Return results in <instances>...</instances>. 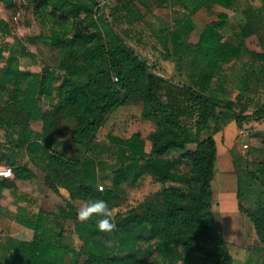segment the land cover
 Listing matches in <instances>:
<instances>
[{
	"label": "trees",
	"instance_id": "trees-1",
	"mask_svg": "<svg viewBox=\"0 0 264 264\" xmlns=\"http://www.w3.org/2000/svg\"><path fill=\"white\" fill-rule=\"evenodd\" d=\"M11 1L4 0L6 3ZM261 1L263 4L258 9L259 14L264 13V0ZM209 2L232 10L237 0L183 1L190 7L192 3L197 6ZM47 6L65 19L71 18L76 25H83L85 31L75 30L64 39L56 29H52L53 36L41 34L30 39L32 42L43 40L68 51V56L61 65L64 71L62 74L48 66L41 72L22 70L20 63L14 59L15 56L6 59V66L0 69L3 74V79L0 74V90L5 88V83L15 88L8 107H18L20 116L6 118L0 115V138L2 130L13 129L17 132L14 146L25 148L30 161L36 165H39L40 159L46 160L47 185L57 193L62 186L69 193L66 201L70 211L66 207L62 208L60 218H76L72 203L75 199H100L109 206L110 198L122 184L136 181L148 171L165 182L173 175L155 165L156 159L173 151H182V156L191 161V180L196 185L188 190L175 185L164 186L161 204L145 201L141 211L133 210L118 221L112 219L116 229L111 233L100 232L96 228V217L83 224L77 221L76 231L87 246L82 251L87 255L82 264H159L147 258L158 252L164 260H168L178 250L189 255L199 254L205 264H233L228 242L212 210V182L216 177L218 147L213 135L202 134L210 122L218 118L220 108L231 112L239 127L253 118L262 120L264 99L252 113H246V106L243 105L238 110L234 100L212 96L188 87L198 114L193 133L191 129L181 125L178 115L159 96L156 76L149 63L134 51L127 52L128 45L115 29L123 20L131 17L139 20L143 17L140 11H136L134 0H116L109 13L97 8L98 0H29L27 9L38 21L43 22ZM229 18L228 11L219 12L215 20L204 26L197 42L190 41L195 27L188 18L185 19L186 24L183 27L168 31V40L174 47L171 53L174 51L173 54L178 57L179 70L190 81H193V73L199 71L200 80L208 86L212 82L213 74L205 73V69L213 72L221 70L222 64L232 51L242 47L245 39L254 32L256 20L250 14L245 23L237 25V44H230L225 38L226 30L233 27ZM0 33L11 34L9 23L1 17ZM77 44L82 45L81 49H76ZM167 49L170 52L169 45ZM256 54L264 58V53ZM114 69L116 75L112 72ZM135 91H139L144 98V115L152 118L158 128L150 136L151 150L148 155L138 134L131 140H120L131 148L130 164L114 169L111 177L102 169V179L111 180V185L105 189L104 186L99 189L97 184L100 175L94 171L95 160L86 155L81 158L67 156L61 151L50 149L51 143L57 138L52 136L54 132H47L52 129L48 124L44 125L43 131L46 132L42 139L33 137L30 121L44 120L47 116L39 102V96L45 95L54 105V120L61 117L69 121L72 144L84 152L89 151L93 148L96 135L105 123L108 113L125 104ZM55 132H59L57 127ZM7 135L9 136V132ZM189 140L195 143V149L187 150ZM13 150L0 140V162L5 161L3 164L13 167L15 178L32 179L35 172L28 167V163L17 164V155ZM234 158L236 159L235 155ZM141 159L145 160L148 167L142 168L139 165ZM133 171L135 173L132 177ZM72 173L77 187L70 184V176H65ZM57 178L62 180L61 185ZM14 185L13 181L9 182L5 178L0 180L2 188ZM240 207L256 222L260 230L264 229L258 222L262 216L264 218V209L254 212L242 205ZM52 215V212L40 208L34 216L19 217L20 222L34 230V235L30 240L8 238V247L13 250L7 257L10 263L63 264L62 254L67 245H63L58 238L62 235L61 231L47 234ZM53 235H57V239L50 237ZM109 240L112 241V246L106 247L105 241ZM113 253L126 255L119 257ZM179 258H183L181 253Z\"/></svg>",
	"mask_w": 264,
	"mask_h": 264
},
{
	"label": "rangeland",
	"instance_id": "rangeland-1",
	"mask_svg": "<svg viewBox=\"0 0 264 264\" xmlns=\"http://www.w3.org/2000/svg\"><path fill=\"white\" fill-rule=\"evenodd\" d=\"M98 1L97 8L103 9L105 13H108L116 2V0ZM28 3L29 0H12L10 3L0 0V17L9 23L11 29L10 35L0 33V69L6 66V59L13 55L14 59L20 63L22 70L41 72L44 67L48 66L62 74L64 71L61 65H63L64 58H67L68 51L43 40L32 42L30 39L41 34L53 36L52 29H56L55 31H58L65 39L75 30L85 31V27L76 25L71 18L65 19L54 12L50 6L45 9L44 21H38L32 13L28 12ZM139 3L143 5L145 1L142 0ZM262 4L261 0H237L233 9L229 10V23L233 27L226 30L225 38L230 44H237L235 37L239 29L237 25L245 23L250 14L256 20L254 32L245 39L242 47L232 51L222 64L221 70L213 72L211 69H205V73L213 74L212 82L208 86L200 80L199 71L193 73V81H190L179 70L178 57L173 54L174 51L171 53L174 47L170 44L167 35L169 30L173 31L177 27H148L149 22L146 18L133 26L122 25L121 22L115 29L128 45L126 51H134L147 64L149 63L156 76L159 96L165 103L168 102L171 109L178 115L181 125L191 129L194 133L198 114L192 103V93L187 90L188 87L212 96L234 100L237 102L238 110L242 109L243 105L246 106V113H252L264 99V58L256 54L264 53V13H258ZM164 9L166 8L155 0L150 12L164 17L166 16ZM17 11H21L19 16ZM196 19L200 27H195L191 32V42L199 40L204 28L202 26L213 17L212 13L209 14L208 11L202 9L198 12ZM156 20L155 18V22ZM153 23L154 21L151 25ZM168 45L170 52L167 49ZM81 46L77 44L76 49H81ZM112 72L116 75V69ZM0 74L3 79V74L1 72ZM14 91L15 88L8 83H5V88L0 90L1 116L6 118L20 116L18 107H8ZM39 99L47 116L44 120L30 121L33 137L42 139L46 132V130L43 131L44 125L48 124L53 130L47 132L50 134L54 132L52 136L57 138L51 143L50 149L61 151L67 156L81 158L86 155L95 160L94 171L100 175L97 184L98 186L103 185L104 189L111 185V180L110 178L102 179V169L106 175L111 177L114 169L130 164L131 148L121 143V139L131 140L134 135L138 134L144 143L147 155L151 150L150 136L157 130L158 125L152 118L144 115V98L139 91H135L125 104L108 113L105 123L96 135L93 148L85 152L72 144L68 129L69 121L66 120V122L61 117L59 120H54V105L45 95L39 96ZM56 102L57 99L54 103ZM56 127L59 131L57 133L55 132ZM207 134L215 137L218 147L216 177L212 182L214 195L212 210L228 242L233 264H264V229L260 230L256 222L240 207L242 205L254 212H261L264 209V118L262 120L253 118L239 127L234 115L220 108L218 118L210 122L202 135ZM9 135L15 137L17 132L9 130ZM6 145L9 149L16 147L13 142ZM186 148L187 150L195 149V143L189 140ZM182 154V151H173L156 159L155 165H159L161 170L170 171L173 175L165 182L158 175L148 171L136 181H127L122 184L109 201L110 209L113 211L112 219L118 221L133 210L141 211L145 201L161 204L164 186L175 185L185 190L195 188L196 185L191 180V161L184 158ZM218 156L219 160H227L223 169L220 167ZM46 163L44 159L38 161L39 165L34 163L33 166L38 173L34 180L35 187L32 189L31 184L27 183L26 189L31 188L28 189V194L34 195L37 201L39 200L40 208L53 213L47 234H57L61 231L62 235L58 238L62 240L63 245H67V249L62 254V263L82 264L87 257L82 251L87 246L84 245L76 231L77 211L87 200L82 198L73 200L75 219L60 218L62 208L66 207L70 211L65 195L60 193L62 191L65 194L68 190L60 186L57 193L47 185ZM139 165L142 168L148 167L144 159L140 160ZM134 173L135 171L131 172L132 177ZM65 176H70L72 181L70 184L77 187V182L73 179L74 173L65 174ZM61 181L57 178L59 185ZM258 222L264 226L263 216ZM50 237L57 239V235ZM180 253L183 258H179ZM125 255V253L117 254L119 257ZM5 258L7 256L0 249L2 263L6 260ZM147 259L157 261L159 264H205L199 254L189 255L181 250H178L176 255L168 260H164L158 252Z\"/></svg>",
	"mask_w": 264,
	"mask_h": 264
},
{
	"label": "crops",
	"instance_id": "crops-1",
	"mask_svg": "<svg viewBox=\"0 0 264 264\" xmlns=\"http://www.w3.org/2000/svg\"><path fill=\"white\" fill-rule=\"evenodd\" d=\"M139 1L142 0H134L136 11H140L143 17L139 20H134L133 17H131L129 20H123L122 25L125 24L126 26H133L138 22H141L142 19L145 20L148 18V27H183L186 24L185 19L188 18V20L191 21L193 27H200L196 19V16L200 10L205 9L209 14L212 13L213 19H211L209 22L215 20L219 12H229L227 8L215 2H209L205 5L200 4L197 6L192 3L190 7L183 3L184 0H157L159 4L166 8L164 9L166 16L160 17L159 15L156 16L155 13L150 12L152 9V4L155 2V0H144L145 3L143 5L140 4ZM195 1L196 0H193V2ZM115 4L116 2L113 5ZM146 7H148V9ZM218 7L220 8L217 9ZM155 18L157 19L156 22ZM151 20L154 21L153 25H151ZM209 22H206L202 27H204ZM9 130L4 129L1 133L0 140L5 145L10 142L14 143V137L7 135ZM11 131H13V129H11ZM13 149L17 155V164L21 165L28 163V167L35 172V175L30 180H24L15 177L8 179L5 178L9 182L13 181L15 185L4 188L0 187V249L4 251L7 257L13 253V250L8 247V238L13 237L20 240H30L34 235V230L20 222L19 217L25 215L34 216L35 213H37L40 209L39 200L37 201V198H35L34 195L28 194V189H34V180L38 175L35 166H33L34 163L30 161V157L25 148L22 149L20 147H15ZM219 163L220 167L223 169L226 166L227 160L221 159L219 160ZM0 180H2V178H0ZM27 183L31 184V188L26 189ZM61 193L62 195H65L66 199L68 198V192L64 194L61 191ZM1 242H3V244ZM5 259L6 260H4V262L1 264H29L27 262L10 263L8 258Z\"/></svg>",
	"mask_w": 264,
	"mask_h": 264
},
{
	"label": "clouds",
	"instance_id": "clouds-1",
	"mask_svg": "<svg viewBox=\"0 0 264 264\" xmlns=\"http://www.w3.org/2000/svg\"><path fill=\"white\" fill-rule=\"evenodd\" d=\"M112 216L113 211L107 202L100 199L85 201L77 211V220L80 223H87L96 217V228L104 233H111L116 229ZM105 246L111 247L112 241H105Z\"/></svg>",
	"mask_w": 264,
	"mask_h": 264
},
{
	"label": "built area",
	"instance_id": "built-area-1",
	"mask_svg": "<svg viewBox=\"0 0 264 264\" xmlns=\"http://www.w3.org/2000/svg\"><path fill=\"white\" fill-rule=\"evenodd\" d=\"M21 11H17V15L19 16ZM14 177V170L11 165L8 164H0V178H13ZM103 189V185L99 186Z\"/></svg>",
	"mask_w": 264,
	"mask_h": 264
}]
</instances>
